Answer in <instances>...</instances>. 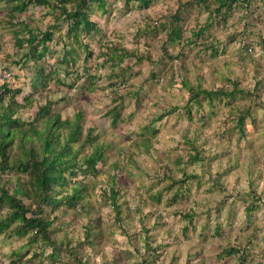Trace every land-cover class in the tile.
<instances>
[{
    "label": "rangeland",
    "instance_id": "obj_1",
    "mask_svg": "<svg viewBox=\"0 0 264 264\" xmlns=\"http://www.w3.org/2000/svg\"><path fill=\"white\" fill-rule=\"evenodd\" d=\"M27 1L0 0V66L8 83L22 88L19 102L30 93L35 98L18 114L35 118L38 103L50 100L62 119L81 112L84 135L103 146L104 160L98 172L83 174L88 187H79L83 198L76 208L67 215L61 211L68 206L48 210L55 217L52 245L30 234L0 233V264H264V0H236L225 25L218 22L222 16L199 15L191 0H152L143 8L106 0V11L93 4L91 21L98 33L85 37L90 51L77 49L73 68L60 63L64 44L79 48L67 35L68 23H57L62 44L47 42L50 50L42 59L29 45L17 44L16 38L28 37L22 33L25 24L45 31L60 13L34 4L19 11ZM180 4L188 43L168 44L165 53L164 33H137ZM197 24L206 26L202 38L192 36ZM231 35L236 42H230ZM205 38L217 51L202 46ZM35 47L42 51L41 42ZM109 48L129 53L121 67L129 69L115 86L105 58ZM234 83L233 98L193 103L187 110L189 88L232 91ZM114 109L121 115L116 124L108 115ZM241 110L247 111L242 125ZM147 138L149 151L142 145ZM91 150L89 143L82 154ZM24 177L3 175L12 183ZM114 185L116 203L110 196ZM22 198L27 206L32 203ZM248 206L256 208L248 212ZM6 214L2 209L0 216ZM43 246L40 257L36 251ZM237 247L239 252H231ZM245 247L252 253L246 261L241 259Z\"/></svg>",
    "mask_w": 264,
    "mask_h": 264
},
{
    "label": "trees",
    "instance_id": "obj_2",
    "mask_svg": "<svg viewBox=\"0 0 264 264\" xmlns=\"http://www.w3.org/2000/svg\"><path fill=\"white\" fill-rule=\"evenodd\" d=\"M129 4L137 3L138 8L149 7L152 0H126ZM191 6L199 10V15L204 11L208 12L210 17L215 15L222 16V21L225 25L230 16V11L236 3V0H191ZM247 3L250 0H245ZM73 3L71 9L69 4ZM37 5L42 7H50L60 11L56 22L52 27L45 31L40 29H32L25 24V32H28V37L16 38L17 44L24 47L29 45L36 52V57L42 59L47 54L50 47L47 42L53 41L55 46L62 44V30L57 26L60 21L68 23V37L79 48H72L68 44L63 45L64 56L60 63L67 68H73L77 64L78 51L83 49L86 52L90 51L88 44L84 42L85 37H89L94 33H98L97 24L91 21L92 5L98 4L101 11H106V0H28L26 4L18 6L19 11H23L27 5ZM181 6V7H180ZM183 4L170 14H166L159 18L154 25L147 24L145 29H138L137 33L143 35H151V33H164L162 37L166 46L164 47L167 53L168 44H179L181 41L189 42V39L184 37V30L181 26L183 17ZM206 26L197 24V28L193 31L192 36L204 37V29ZM59 34V40L54 38V34ZM137 36V34H136ZM230 42H236L235 36L229 37ZM2 38L0 37V43ZM41 42L42 51H38L35 44ZM205 42V43H204ZM264 44V39L261 40ZM208 44V45H207ZM208 46L215 49L214 43L206 42V38L202 46ZM208 47V48H209ZM111 54H106V63L110 64L111 73L113 76V84L115 86L121 82L120 76L127 73L126 69H122L125 59L129 53L124 52L119 48H109ZM134 54V53H132ZM130 54V56L132 55ZM30 55L21 56V60H27ZM137 62L142 61V57H136ZM149 61L152 59L148 57ZM122 67V68H121ZM119 69V73L116 70ZM65 75L68 76L67 71ZM67 78V77H65ZM112 80V81H113ZM60 82H63L60 80ZM0 212L2 209H7L6 215L0 216V233L7 236H26L30 234L35 241L41 239L42 244L52 245L51 227L54 225V219H51L48 210L59 212L64 206L68 209L61 211L67 215L70 210L76 208V204L83 198L79 187H88L84 173L88 175L98 172L99 162L104 160L103 146L96 143V138L92 135H84L81 126L82 114L78 112L75 119H62L61 115L53 112L54 106L57 105L54 101H47L44 105L38 103V112L36 117L24 119L18 114L19 109L34 105L35 98L32 93L28 94L23 102L17 100L22 88L14 89L8 82L0 81ZM238 84H233V90L217 89L206 90L201 86L189 88L190 99L188 103V111L191 112L193 103L201 106L202 102L207 101L212 104L214 101L233 98L237 92ZM89 90L94 89V83L88 87ZM242 117L239 118V124L242 125L247 111L241 110ZM112 115V122L116 124L120 118V112L112 110L108 115ZM161 118V117H160ZM90 132V131H89ZM95 142V143H94ZM142 145L146 146V150L152 145L149 144L150 139L143 141ZM91 143V152L85 153L84 147ZM136 146V145H135ZM139 146V144H138ZM197 155L198 152H197ZM19 172L25 175L24 178L18 179L16 183L4 181L3 175L6 173ZM76 177V180L73 178ZM81 177V178H80ZM117 175H114L112 180H116ZM72 183L71 187H67ZM14 187L12 188V186ZM69 188L72 190L68 193ZM111 200L116 203V195L119 193L116 186L110 188ZM103 197L107 198V191L103 190ZM28 196L32 199V203L28 206L25 204L22 196ZM110 196L108 195L109 199ZM104 197V198H105ZM256 206H248L247 211L251 212ZM118 220H121V212L116 208ZM87 235L90 236V231ZM28 245H32L29 243ZM36 252L42 257L45 252V246L39 248ZM55 247L52 254H55ZM58 250V249H56ZM231 252H239L240 249L232 248ZM40 254V255H39ZM232 254V253H230ZM241 259L247 260L251 256V251L248 247L243 248ZM36 256V257H38ZM52 257V256H51Z\"/></svg>",
    "mask_w": 264,
    "mask_h": 264
},
{
    "label": "built area",
    "instance_id": "obj_3",
    "mask_svg": "<svg viewBox=\"0 0 264 264\" xmlns=\"http://www.w3.org/2000/svg\"><path fill=\"white\" fill-rule=\"evenodd\" d=\"M7 71H5V69L3 67L0 66V77L1 78H9V76L7 75Z\"/></svg>",
    "mask_w": 264,
    "mask_h": 264
},
{
    "label": "clouds",
    "instance_id": "obj_4",
    "mask_svg": "<svg viewBox=\"0 0 264 264\" xmlns=\"http://www.w3.org/2000/svg\"><path fill=\"white\" fill-rule=\"evenodd\" d=\"M9 80H10L9 78H1V77H0V81L9 82Z\"/></svg>",
    "mask_w": 264,
    "mask_h": 264
}]
</instances>
